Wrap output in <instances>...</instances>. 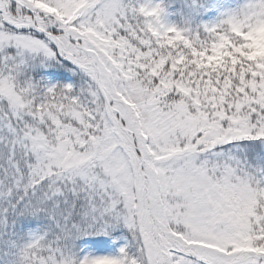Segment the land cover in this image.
Here are the masks:
<instances>
[{"label": "snow or ice", "instance_id": "snow-or-ice-1", "mask_svg": "<svg viewBox=\"0 0 264 264\" xmlns=\"http://www.w3.org/2000/svg\"><path fill=\"white\" fill-rule=\"evenodd\" d=\"M0 264H264V0H0Z\"/></svg>", "mask_w": 264, "mask_h": 264}]
</instances>
